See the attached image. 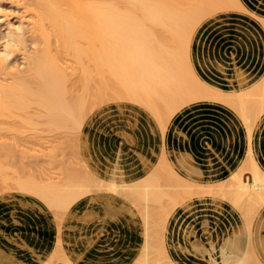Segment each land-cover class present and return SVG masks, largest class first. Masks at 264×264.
<instances>
[{
  "label": "bare ground",
  "instance_id": "obj_1",
  "mask_svg": "<svg viewBox=\"0 0 264 264\" xmlns=\"http://www.w3.org/2000/svg\"><path fill=\"white\" fill-rule=\"evenodd\" d=\"M8 1L19 13L12 21L0 3V195L29 193L66 214L56 211L63 219L55 218L50 252L20 244L32 253L30 264H88L69 235L81 236L79 222H100L92 201L105 205L104 220L123 212L142 217L143 243L130 264H264V160L256 140L264 124V71L249 82L234 57L219 48L222 55L206 65L202 49L221 28L218 18L264 31V0L261 9L244 0ZM223 73L229 82L219 80ZM110 96L147 111L162 142L155 165L141 156L148 167L137 177L121 176L111 158L98 164L89 151L102 133L86 119ZM203 101L211 102L204 114L211 137H228L225 113L242 128L238 156L224 171L198 162L199 155L210 165L216 160L191 131L199 120L190 111ZM109 120L105 114L96 122ZM68 148L74 157L66 163ZM86 194L82 217L71 220L73 205ZM193 195L215 203L201 214L221 218L223 199L241 215L218 246L193 236L186 217ZM211 224L205 216L202 225ZM0 264L23 263L0 247Z\"/></svg>",
  "mask_w": 264,
  "mask_h": 264
},
{
  "label": "rangeland",
  "instance_id": "obj_2",
  "mask_svg": "<svg viewBox=\"0 0 264 264\" xmlns=\"http://www.w3.org/2000/svg\"><path fill=\"white\" fill-rule=\"evenodd\" d=\"M244 1L246 3H257L260 9L263 5L262 0ZM0 3L12 13L11 20L18 21L19 8L17 5L8 0H3ZM216 20H221L223 23L220 25L219 30L210 33L205 38L202 47L204 52L203 63L209 65L212 61H216L222 55V52L218 50L221 48L224 53L234 57L235 63L244 67L246 80L252 82L264 71V31L254 28L247 21H242L245 24L241 25L237 21L230 22L226 18ZM231 78L230 74L223 73L219 80L229 82ZM112 98L114 97L110 96L107 101L103 100L105 102L99 103L100 105L97 104L99 105L97 108L94 105L92 113L86 119V125L97 124L96 126H101L98 133H102L101 138L97 135L90 143L89 151L93 160L98 164L105 165L108 159L111 158L118 163V171L121 176L124 178L137 177L143 174L148 167L142 161L141 156L147 159L149 165H155L160 155L162 142L158 137L156 125L147 111L138 105L115 100V98L112 100ZM209 105H211V102L203 101L197 103L195 105L196 109L190 111L191 115L199 120L194 122L192 133H195V136L202 140L203 145L208 144L210 146L214 153L213 158L216 159L210 165L206 163V157L199 155L198 162L204 167L209 166L207 170L213 172L224 171L231 161L238 156L236 146L241 143L243 132L238 118L225 113L223 120L229 126L225 131L228 137L223 138L218 133L211 137L204 130V123H206L204 114L211 111ZM105 114L110 120L105 124L97 123L96 119ZM96 115L97 118H95ZM23 128L29 130L27 126ZM29 132L31 130L26 133ZM75 133L77 132H71V134ZM123 133L126 136H123ZM256 140L261 145L264 160V124L261 130L258 131ZM72 152L73 149L68 148L66 156ZM70 156H68L69 158L66 157V163H69V160L72 159H70ZM53 169L60 171L61 167L54 165ZM11 190L0 195V247L9 252L12 259H17L23 264H30L35 261L30 252L36 251L39 254H45L52 250L55 231L60 222L57 220H62L66 217V214L56 210L60 212L58 214L54 211L55 209L52 210L53 208L51 209L35 195L20 193L19 191L17 193L15 189ZM194 195L192 198L186 199L191 204V206L186 207L188 212L186 217L191 223L193 236L204 239L207 245L212 241L218 246L225 235L239 227L241 215L238 211L231 213L233 206L223 199H218L220 202L218 208L222 210L220 213L221 218H214L211 214H201L204 205L211 207L215 203L209 202L208 198L210 197L208 195ZM89 196V194L84 195L73 205L75 214L71 220L77 221L78 217H82L84 209L88 205L87 199ZM166 198L168 199L167 196L164 199ZM115 203H121V199ZM92 205L101 213L100 222L91 225L79 222L81 236H77L75 232L69 235L72 241L78 242L74 248L76 254L82 255L88 264H130L133 262L143 243L142 217L133 218L127 212H123L118 220L110 218L104 220L105 205L101 201H92ZM207 210L211 209L207 208ZM57 214L60 218L64 214L63 218L59 219ZM205 216L211 219L212 224L208 227L202 225ZM22 243L28 247L30 252L22 249L20 246ZM217 250H213V255L219 257Z\"/></svg>",
  "mask_w": 264,
  "mask_h": 264
}]
</instances>
